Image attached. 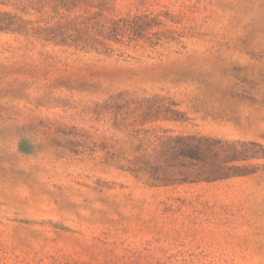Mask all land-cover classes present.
<instances>
[{"label": "rangeland", "instance_id": "1", "mask_svg": "<svg viewBox=\"0 0 264 264\" xmlns=\"http://www.w3.org/2000/svg\"><path fill=\"white\" fill-rule=\"evenodd\" d=\"M4 14L0 264H264V0Z\"/></svg>", "mask_w": 264, "mask_h": 264}, {"label": "trees", "instance_id": "2", "mask_svg": "<svg viewBox=\"0 0 264 264\" xmlns=\"http://www.w3.org/2000/svg\"><path fill=\"white\" fill-rule=\"evenodd\" d=\"M0 23L4 21V27H0V30H9L10 23H8L5 18L6 15L0 17ZM160 140V138H159ZM160 148H168L170 150L179 149L184 154H187L184 156L186 159H188L189 165H194L193 162L198 161L200 157H203L202 155L205 153L204 149V143H206L208 140L203 138H193V137H187V138H167L166 140L162 141L160 140ZM149 169H147V166L144 169H138V171L143 170V172H148L151 174V178L155 180L156 182H159L161 185H169L174 183L173 181H170V179H164V178H158L156 174L153 173L154 168L152 166H148ZM205 180H213L212 177H206Z\"/></svg>", "mask_w": 264, "mask_h": 264}]
</instances>
